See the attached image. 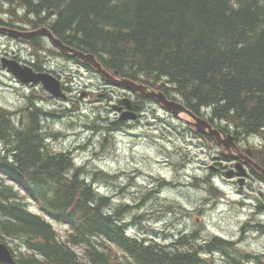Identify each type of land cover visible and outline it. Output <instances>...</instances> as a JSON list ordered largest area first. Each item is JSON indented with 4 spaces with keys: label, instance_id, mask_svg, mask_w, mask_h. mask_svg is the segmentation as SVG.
<instances>
[{
    "label": "trees",
    "instance_id": "trees-1",
    "mask_svg": "<svg viewBox=\"0 0 264 264\" xmlns=\"http://www.w3.org/2000/svg\"><path fill=\"white\" fill-rule=\"evenodd\" d=\"M0 2L12 7L17 22L47 26L120 77L177 94L194 114L225 122L235 137L258 136L254 159L264 168V0ZM27 41L36 50L42 46L39 38ZM13 114L0 107V243L15 242L14 264H201L204 248L231 245L214 237L200 246L186 233L164 243L129 235L130 205L111 209L85 165L47 142L41 118L50 111L30 98L16 120ZM120 124L110 122L103 131ZM27 197L67 226L66 238L29 209Z\"/></svg>",
    "mask_w": 264,
    "mask_h": 264
},
{
    "label": "rangeland",
    "instance_id": "rangeland-1",
    "mask_svg": "<svg viewBox=\"0 0 264 264\" xmlns=\"http://www.w3.org/2000/svg\"><path fill=\"white\" fill-rule=\"evenodd\" d=\"M11 8L0 2V21L14 25L12 28H30L12 17ZM16 14L20 17L23 11L17 10ZM20 40L0 32V107L12 111L14 120L30 98L50 111L48 119L41 118L47 142L55 151H71L76 163L85 165L86 176L100 194L110 199L111 209L130 205L125 215L130 223L135 222L129 229L131 233L166 242L170 235L186 231L195 236L191 242L197 241L200 246L210 243L213 236H220L231 245L214 255L215 263L207 254H201V264H264V231L250 227L253 222L264 223V214L262 218L251 217V199L246 198L243 207L241 195L235 193L252 197L260 189L264 191L259 183L239 189L209 169L211 164L217 165L214 158L220 148H209L158 103H142L138 121L124 123L116 132L107 134L104 126L119 120L112 105L126 90L107 86L91 69L41 54V64L64 82L68 99L51 97L38 85L25 86L1 67L2 56L18 57L22 64L30 66L32 51ZM39 43V50H53L47 40L39 38ZM85 91L92 92L89 98ZM131 98L137 100L134 95ZM96 126L100 131L94 129ZM98 170L108 175L95 176ZM211 174L224 192L222 199L209 194L213 185L211 189L207 181H199ZM29 208L42 213L31 200ZM49 220L60 238H66L67 226ZM8 244L13 248L16 245ZM254 255L260 259L255 260L251 257Z\"/></svg>",
    "mask_w": 264,
    "mask_h": 264
},
{
    "label": "water",
    "instance_id": "water-1",
    "mask_svg": "<svg viewBox=\"0 0 264 264\" xmlns=\"http://www.w3.org/2000/svg\"><path fill=\"white\" fill-rule=\"evenodd\" d=\"M0 30H7L8 33L12 36H33V35H43L46 36L61 52L68 56H74L77 58L82 59L83 61L92 65L100 75L105 78V80L109 83L116 84V85H123L127 89L132 91H137L141 95L153 97L156 99L157 102L161 103L166 109H168L174 116L177 118L186 121L194 125L197 130L201 133L214 135L217 140H221L222 131H218L212 127V125L208 122V120L198 117L193 114L190 110H188L182 103L171 100L167 98V96L161 91H155L150 86L132 81L126 78H117L109 71L102 68L100 62H98L92 53H84L79 51L75 48L65 45L59 38H57L50 29L47 27H40L35 30L30 31H19V30H12L6 29L4 27H0ZM2 66L6 67L11 73H13L21 82L23 83H41L43 88L49 91L55 97H64V94L61 91L59 81L54 78L52 75L48 73H35L29 67H24L20 65L15 60H8L2 59ZM117 74V72H115ZM128 108H130L131 104L130 101H125ZM122 119L127 118H135L134 112L126 111L121 114ZM226 145L224 149H229V146L232 144L231 135H226ZM223 141V140H222ZM225 154V152L223 151ZM255 167L259 169L262 174L264 175V168L259 167L255 164ZM0 261L10 263L12 262V257L9 249L3 243H0Z\"/></svg>",
    "mask_w": 264,
    "mask_h": 264
},
{
    "label": "flooded vegetation",
    "instance_id": "flooded-vegetation-1",
    "mask_svg": "<svg viewBox=\"0 0 264 264\" xmlns=\"http://www.w3.org/2000/svg\"><path fill=\"white\" fill-rule=\"evenodd\" d=\"M55 58H58V57H55ZM60 58H62V56ZM29 62L31 63L32 67L36 71H47L45 68V65L43 66L41 64V61L36 60L35 62H33V61H29ZM24 63H26V60L24 61ZM56 75H58V74H56ZM85 94H87L86 97L89 98L91 95V92H86ZM117 104L120 107L118 109L117 113H121L125 109L123 100H119L117 102ZM132 108L135 110L134 107H132ZM235 140L236 141H234V142L236 144L237 150L235 152L230 151V152L226 153L227 157H225V159L220 158V162L216 161L217 167L215 168V170L220 171L219 173H221V172H223V170L225 171L227 169H233L236 166V164L241 163L245 169L244 179H245L246 185H248V186H250V188H252L255 186L256 183H259V186L264 188V182H262L264 180L260 179L259 176L257 175L256 171L254 170V168L250 164H248L249 158H254V150H255L256 146L254 144H251L249 141H246V140L243 141V140L238 139V138H236ZM209 144L210 145H216L213 139H212V143L209 142ZM216 158H217V156H216ZM232 175H233L232 178L229 179V181H231L232 184H236L237 187H239L240 189L243 188V186H246L244 184L240 185L238 183L237 177H236V172H233ZM257 180H261V181H257ZM259 193L261 195L262 202L264 203V192H263V190L260 189ZM258 199H259L258 196L254 195V201H252V204L254 206L253 211L257 212L259 214L264 205L256 203V201Z\"/></svg>",
    "mask_w": 264,
    "mask_h": 264
},
{
    "label": "bare ground",
    "instance_id": "bare-ground-1",
    "mask_svg": "<svg viewBox=\"0 0 264 264\" xmlns=\"http://www.w3.org/2000/svg\"><path fill=\"white\" fill-rule=\"evenodd\" d=\"M117 130V129H116ZM116 130H113V131H115L116 132ZM113 131L110 133V134H112L113 133ZM228 251V250H227Z\"/></svg>",
    "mask_w": 264,
    "mask_h": 264
}]
</instances>
